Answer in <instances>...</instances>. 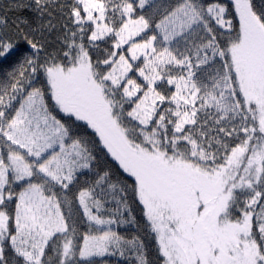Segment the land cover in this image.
<instances>
[{
    "label": "snow or ice",
    "instance_id": "obj_1",
    "mask_svg": "<svg viewBox=\"0 0 264 264\" xmlns=\"http://www.w3.org/2000/svg\"><path fill=\"white\" fill-rule=\"evenodd\" d=\"M113 257L264 264V0L0 11V264Z\"/></svg>",
    "mask_w": 264,
    "mask_h": 264
},
{
    "label": "trees",
    "instance_id": "obj_2",
    "mask_svg": "<svg viewBox=\"0 0 264 264\" xmlns=\"http://www.w3.org/2000/svg\"><path fill=\"white\" fill-rule=\"evenodd\" d=\"M10 0H0V11H3L7 8V5L9 4ZM20 13L17 12H8V16L10 19H15ZM23 15H29L28 13H23ZM110 264H117V258H109Z\"/></svg>",
    "mask_w": 264,
    "mask_h": 264
}]
</instances>
